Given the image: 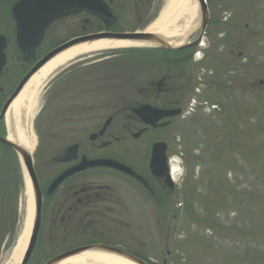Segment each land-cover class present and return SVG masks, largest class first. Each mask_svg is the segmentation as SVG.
Masks as SVG:
<instances>
[{"label":"flooded vegetation","instance_id":"af4514ba","mask_svg":"<svg viewBox=\"0 0 264 264\" xmlns=\"http://www.w3.org/2000/svg\"><path fill=\"white\" fill-rule=\"evenodd\" d=\"M62 1L65 16L48 24L52 0H0V57L5 61L0 74V184L16 183L21 176L26 184L20 153H31L41 199L40 233L51 244L60 240L67 246L54 257L105 246L150 260L127 246L131 220L150 216L160 226L162 217L172 214L174 220L177 188L167 180V139L179 135L178 124L193 121L198 113L189 79L192 68L201 64L198 59L209 64L206 78H199L207 91L214 88L221 98L228 89V65L223 67L221 57L237 65L242 59L237 52L242 24L237 18L210 17L203 37L199 31L178 43L165 40L170 49H135L156 62L146 59L134 70L131 49L82 56L52 76L29 126L26 109L17 117L13 105L6 106L39 62L76 39L115 42L128 34H146L162 10L158 0ZM217 35L222 36L220 48ZM224 111L216 105L208 112ZM102 162H117L134 175ZM171 240L173 225L167 234ZM136 245L146 248L140 241ZM167 255L160 256L161 264L174 262L172 253Z\"/></svg>","mask_w":264,"mask_h":264},{"label":"rangeland","instance_id":"374dc122","mask_svg":"<svg viewBox=\"0 0 264 264\" xmlns=\"http://www.w3.org/2000/svg\"><path fill=\"white\" fill-rule=\"evenodd\" d=\"M158 1L163 8L165 0ZM206 2L212 18H237L242 24V47L237 51L242 59L237 65L230 57H221L223 67L228 65L229 82L221 98L199 81L206 78L208 63L201 61L192 68L193 78L189 75L196 89L194 100L220 105L225 114L200 109L193 121L178 124L179 135L167 139L171 158L180 168L170 264H264V0ZM221 37L215 36L219 48ZM130 55L132 70L146 59L156 62L135 49ZM28 210L22 176L16 183L0 184V264L11 263L24 248L19 264L23 260L31 236L30 229L25 239ZM171 215L158 221L161 226L150 216L133 217L130 250L161 264L160 256L165 257L166 246L171 245L167 242ZM46 235L40 233L29 264H46L67 248L60 240L51 244ZM138 241L146 248L136 245Z\"/></svg>","mask_w":264,"mask_h":264},{"label":"bare ground","instance_id":"6f19581e","mask_svg":"<svg viewBox=\"0 0 264 264\" xmlns=\"http://www.w3.org/2000/svg\"><path fill=\"white\" fill-rule=\"evenodd\" d=\"M200 18L197 0H165L164 7L160 11L156 20L147 28L148 34H158L181 42L184 35L194 28ZM140 44H133L128 42H107L102 41L93 45H84L75 48L67 53L57 57L45 68H42L39 73L31 78L26 88L23 90L20 98L13 106L16 116L18 117L22 109L28 112L29 126H31L33 119L36 116L39 99L43 92V88L51 80L52 76L62 67L72 63L78 58L107 49L140 47ZM11 117V114L10 116ZM12 119V118H11ZM177 162L173 163V176L179 175V167ZM29 210L27 216V225L25 232V239H28L29 230L32 226L34 215V200L31 193V185L27 180ZM18 252L9 264H19L20 255L23 252ZM60 264H131L130 262L111 255L101 253H86L81 256L70 258L61 262Z\"/></svg>","mask_w":264,"mask_h":264},{"label":"water","instance_id":"95a60500","mask_svg":"<svg viewBox=\"0 0 264 264\" xmlns=\"http://www.w3.org/2000/svg\"><path fill=\"white\" fill-rule=\"evenodd\" d=\"M53 1H52V3H53ZM197 3H198L200 18H199L196 25H199V27L196 30H194L193 32H191L189 34V37H193V35H195L199 30L204 31V29L206 28L208 19H209V11H208L207 5L205 3V0H197ZM64 8L59 9L56 13L59 15V13L64 10ZM55 14H54V16H52V18L56 17ZM124 38L126 40L131 41L132 43H136L137 41L138 42L146 41V42H148L147 44L151 47H157V48L166 47V44H165L166 42L159 35H154V36L153 35H145V36L144 35H129V36H124ZM79 46H81V41H74V42H71V43L59 48L58 50L53 52L51 55H49L38 66V68L36 69V72L41 70L44 66L49 64L51 61L55 60L57 57L63 55L68 49H74V48L79 47ZM33 75H34V73H31L29 75V77L27 79H25V81L21 84V86H20L18 92L16 93L15 97L17 95L21 94V91H22L21 89L26 84L28 79H30ZM156 121H157L156 119H151V121H149V122L154 124ZM21 155L23 156V159L25 161L27 168L29 170H32L31 160L27 157L26 153L23 151V152H21ZM112 166H116L118 169H122V170L127 171V169H125L124 167H122L118 164H115ZM40 224H41V208H40V205L37 203L31 239H30L28 248L25 252V255L23 257V260L21 261L20 264H28L30 259H31L32 254H33L34 249H35V246H36L37 237H38L39 229H40ZM98 249H99V251H98ZM88 252H92V253L97 252V253H104V254H109V255L111 254V255H114L116 257L122 258V259L130 262L131 264H146L145 262L141 261L140 259H138V258H136V257H134L128 253H125V252L117 250V249L107 248V247H102V246L77 249V250H74V251H71V252H68L66 254L61 255V256L51 260L47 264H60L61 262L65 261V260H68L70 258H74L77 256H81V255L88 253Z\"/></svg>","mask_w":264,"mask_h":264}]
</instances>
